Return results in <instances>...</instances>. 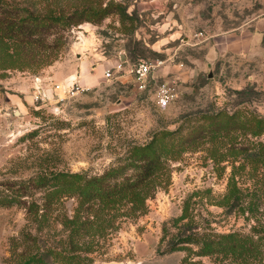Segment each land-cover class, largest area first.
<instances>
[{
  "label": "rangeland",
  "instance_id": "rangeland-1",
  "mask_svg": "<svg viewBox=\"0 0 264 264\" xmlns=\"http://www.w3.org/2000/svg\"><path fill=\"white\" fill-rule=\"evenodd\" d=\"M7 1L33 10L54 2L82 4ZM113 1L126 6L133 20L112 14L98 25L72 26L54 64L0 70V200H11L0 203V264H27L35 251L73 253L66 222L77 201L62 197L42 218L46 189L29 183L39 173L103 174L128 163L132 148L146 145L156 133L189 128L204 113L245 109L264 116V42L250 60H217L208 66L211 43L219 53L223 37L263 18L264 0ZM157 59L165 61L156 73L159 81L172 75L179 79L177 97L167 109L157 107L153 88L136 91L127 73L104 77L114 62L129 67ZM83 65L89 85L80 77ZM36 78L50 93L53 85L74 80L81 89L62 93L65 101L40 104L34 102ZM166 164L162 185L145 209L124 203L115 227L95 238L91 252H79L90 259L87 264H233L231 258L201 256L196 242L179 244L192 235L249 232L254 222L223 204L229 164L218 169L207 147ZM33 202L40 206L39 216L28 212Z\"/></svg>",
  "mask_w": 264,
  "mask_h": 264
},
{
  "label": "trees",
  "instance_id": "trees-1",
  "mask_svg": "<svg viewBox=\"0 0 264 264\" xmlns=\"http://www.w3.org/2000/svg\"><path fill=\"white\" fill-rule=\"evenodd\" d=\"M81 1L67 7L54 2L45 10H33L0 0V70L54 64L67 44L65 32L72 26L98 25L112 14L133 20L126 6L113 0L105 5L101 0ZM200 118L189 128L156 133L146 145L132 148L128 163L113 165L103 174L39 173L29 183L36 190L46 189L42 218L62 197L77 201L74 215L66 222L73 253L35 251L27 264H87L90 259L79 252H91L95 238L115 227L121 205L131 203L135 210L145 209L146 200L162 185L168 171L166 161L201 147H207L218 169H225L220 167L223 163L231 168L225 208L254 223L248 233H204L180 239L179 244L196 242L201 256L231 258L233 264H264V116L239 109L204 113ZM3 202L11 200L1 197ZM28 212L39 216L40 206L33 202Z\"/></svg>",
  "mask_w": 264,
  "mask_h": 264
},
{
  "label": "built area",
  "instance_id": "built-area-1",
  "mask_svg": "<svg viewBox=\"0 0 264 264\" xmlns=\"http://www.w3.org/2000/svg\"><path fill=\"white\" fill-rule=\"evenodd\" d=\"M164 65L165 61L161 59L155 61L142 60L131 64L129 67H126L122 61L107 69L104 72V77L111 79L115 74L123 75L127 73L131 77L136 91L143 93L153 88L155 104L159 109H167L177 97L179 79L172 75L159 81L156 73ZM34 89V102L48 104L51 100L65 101L62 93L73 95L81 89V86L77 80H74L72 83L66 85H53L52 92L50 93L48 88H45L43 81L40 78H36Z\"/></svg>",
  "mask_w": 264,
  "mask_h": 264
},
{
  "label": "crops",
  "instance_id": "crops-1",
  "mask_svg": "<svg viewBox=\"0 0 264 264\" xmlns=\"http://www.w3.org/2000/svg\"><path fill=\"white\" fill-rule=\"evenodd\" d=\"M264 42V17L251 22L250 24L244 26L240 30L227 34L220 40L218 45L219 53H217V47H210L208 53V66H212L217 60H224L227 62H237L241 60H250L253 54L262 49ZM217 44V42H215ZM116 62L112 65L115 66ZM80 77L87 85L91 81H86L84 79V72H87V66L83 65L81 69ZM79 77V76H78Z\"/></svg>",
  "mask_w": 264,
  "mask_h": 264
},
{
  "label": "water",
  "instance_id": "water-1",
  "mask_svg": "<svg viewBox=\"0 0 264 264\" xmlns=\"http://www.w3.org/2000/svg\"><path fill=\"white\" fill-rule=\"evenodd\" d=\"M123 58H124V57H123ZM212 76H213L212 74L209 75L210 78H212Z\"/></svg>",
  "mask_w": 264,
  "mask_h": 264
}]
</instances>
